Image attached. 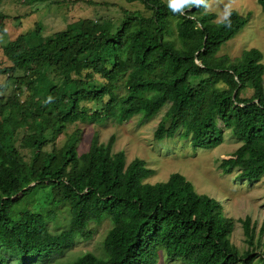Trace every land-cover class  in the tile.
<instances>
[{
  "label": "trees",
  "instance_id": "trees-1",
  "mask_svg": "<svg viewBox=\"0 0 264 264\" xmlns=\"http://www.w3.org/2000/svg\"><path fill=\"white\" fill-rule=\"evenodd\" d=\"M127 2L146 13L82 19L48 37L36 25L0 49V264H157L159 250L183 264H264L250 218L236 221L247 245L240 253L231 243L235 221L183 175L145 183L155 170L141 159L127 165L123 152L113 153L115 137L100 144L95 136L79 155L75 131L56 147L76 124L163 112L155 141L210 150L224 129L242 144L220 169L247 183L264 176L262 55L220 51L247 19L231 11L226 29L206 7L179 15L162 0ZM8 18L0 12V34ZM103 220L110 228L100 256L62 260Z\"/></svg>",
  "mask_w": 264,
  "mask_h": 264
},
{
  "label": "rangeland",
  "instance_id": "rangeland-1",
  "mask_svg": "<svg viewBox=\"0 0 264 264\" xmlns=\"http://www.w3.org/2000/svg\"><path fill=\"white\" fill-rule=\"evenodd\" d=\"M225 6L247 20L241 32L221 47V55L234 59L244 50L256 49L262 55L260 63L264 67V13L258 0L209 1L206 10L216 15L215 23H218L217 15ZM123 9L146 13L140 3H128L127 0H52L50 3L33 5L23 0H0V12L10 17L5 21V32L0 34V49L9 40L33 30L36 25L41 27L42 37H48L82 19H110L116 23L123 16ZM3 82L4 79H0V84ZM242 93H250L249 88H243ZM162 116L163 112L150 119L136 116L122 124L113 120L102 124H76L69 127L66 134L60 135L55 144L60 147L67 135L79 131L77 152L81 155L88 151L95 136L100 144H106L111 137H115L113 153L123 152L127 165L135 159H141L155 170L145 183L153 185L165 182L170 175L179 173L192 183L199 194L219 201L225 215L235 221L231 243L240 253L247 249V245L242 226L236 221L250 218L254 244L258 246L255 253L264 255V176L258 182L247 183L237 179L236 171L225 174L219 167L221 160L232 154L242 142L224 129L223 141L210 150H193L184 142H158L154 140V131ZM63 218L60 215L59 221L64 222ZM90 227L94 232L93 237L88 241L76 242L66 251L62 260L75 259L86 252L101 255V243L110 228V222L103 220ZM170 260L163 251H158L157 264H183L179 259Z\"/></svg>",
  "mask_w": 264,
  "mask_h": 264
},
{
  "label": "clouds",
  "instance_id": "clouds-1",
  "mask_svg": "<svg viewBox=\"0 0 264 264\" xmlns=\"http://www.w3.org/2000/svg\"><path fill=\"white\" fill-rule=\"evenodd\" d=\"M200 7H207L206 0H167V8L173 14L184 15L186 10ZM232 13L228 6H225L221 13L217 15V21L223 25L224 28L231 27ZM52 98L49 97L48 100Z\"/></svg>",
  "mask_w": 264,
  "mask_h": 264
}]
</instances>
